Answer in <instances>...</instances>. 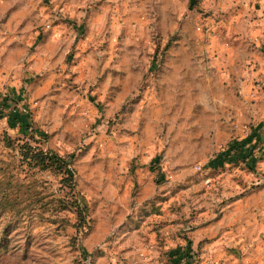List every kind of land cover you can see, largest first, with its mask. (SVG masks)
Wrapping results in <instances>:
<instances>
[{
  "label": "rangeland",
  "instance_id": "1",
  "mask_svg": "<svg viewBox=\"0 0 264 264\" xmlns=\"http://www.w3.org/2000/svg\"><path fill=\"white\" fill-rule=\"evenodd\" d=\"M228 4L0 0V264H264V72L222 51L260 16Z\"/></svg>",
  "mask_w": 264,
  "mask_h": 264
},
{
  "label": "crops",
  "instance_id": "2",
  "mask_svg": "<svg viewBox=\"0 0 264 264\" xmlns=\"http://www.w3.org/2000/svg\"><path fill=\"white\" fill-rule=\"evenodd\" d=\"M229 1L230 0H221V2L224 4H228ZM237 1H241L244 3L239 6H237L239 3L236 5L228 4L226 6V9L229 10L230 7H235L230 9L235 10L234 12H236L238 19L240 16L242 17L243 15H245V14H241V12L245 9V7H250L252 13H257L258 16L260 17L257 19H253L254 22H252L251 24V28H250L251 33L249 35L252 37L251 39L252 42L250 43L246 42L248 38L245 39L244 34H238V35L234 34L233 37L235 40L231 44L232 45L231 49H225L224 47L222 48V51H225L227 54V56H224V59L228 60L226 64H230V67L228 68L226 67L223 70L224 71L223 75L235 80L238 78L239 79L238 82L241 81V85L246 86V88L249 89V86L253 84L252 80L264 72V67L262 68L259 67L256 62L259 61L261 63H264V56L262 52V49H264V0H237ZM36 15L38 14L36 13ZM51 36L52 35H50V38L48 39L50 44H52L50 40H52V42L55 41V39ZM44 42L46 41L43 40L38 45L39 48H37V50L33 53L32 58L34 57L35 62H37L38 60L40 62L48 61L50 64L55 58L59 57L60 51L57 50L58 48L57 43L52 44L53 45V48L51 49L52 51H50V49L49 50L45 49L48 45L44 44ZM220 51L221 49L219 50V52ZM244 51L249 53H245L247 57L242 59L241 57ZM239 62H240V69L238 72H235V69L238 67ZM236 63L237 65H235ZM243 79H245V81Z\"/></svg>",
  "mask_w": 264,
  "mask_h": 264
},
{
  "label": "trees",
  "instance_id": "3",
  "mask_svg": "<svg viewBox=\"0 0 264 264\" xmlns=\"http://www.w3.org/2000/svg\"><path fill=\"white\" fill-rule=\"evenodd\" d=\"M6 140L9 141L10 139L6 138ZM20 150L24 160H31L32 162L34 161L35 166H38L42 169L51 168L52 170H55L56 172L64 175L62 181L66 182L72 188V190L76 188L77 182L75 178V169L71 168V165L66 162L64 158L49 154L40 148H31L25 143L20 146ZM11 185L13 186L11 190L4 189L2 192L0 199V210H4L5 208L9 207L8 202L14 197L13 195H15V193H17L22 188V186L18 183L12 184L11 182H8V187ZM15 197L18 198V194ZM74 205H79L78 201H76Z\"/></svg>",
  "mask_w": 264,
  "mask_h": 264
}]
</instances>
